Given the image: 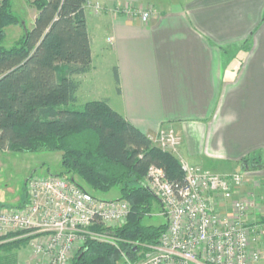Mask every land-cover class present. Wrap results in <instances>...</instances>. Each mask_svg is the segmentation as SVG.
<instances>
[{"label":"crops","instance_id":"0c3cea01","mask_svg":"<svg viewBox=\"0 0 264 264\" xmlns=\"http://www.w3.org/2000/svg\"><path fill=\"white\" fill-rule=\"evenodd\" d=\"M127 9L152 14L143 24ZM84 11L92 64L74 77L76 102L106 101L153 145L172 129L179 162L215 174L247 169L264 184V0H87Z\"/></svg>","mask_w":264,"mask_h":264},{"label":"trees","instance_id":"16d2710c","mask_svg":"<svg viewBox=\"0 0 264 264\" xmlns=\"http://www.w3.org/2000/svg\"><path fill=\"white\" fill-rule=\"evenodd\" d=\"M27 1L37 12L30 30L12 11V0H0V151L61 153L58 176L93 197L117 189L131 207L125 224L113 232L119 249L89 241L72 264H116L120 252L133 258L134 245L138 251L140 245L156 244L166 228L143 224L156 202L144 185L147 171L157 167L167 180L182 185L180 163L106 101L67 109L76 103L79 83L74 77L91 70L87 0ZM18 24L24 28L20 41L5 48V29ZM114 78L117 83L115 70ZM250 166L255 169V162ZM19 234L0 237V248Z\"/></svg>","mask_w":264,"mask_h":264},{"label":"built area","instance_id":"2783aa9c","mask_svg":"<svg viewBox=\"0 0 264 264\" xmlns=\"http://www.w3.org/2000/svg\"><path fill=\"white\" fill-rule=\"evenodd\" d=\"M123 12L138 15L143 24L152 14L151 9ZM153 142L163 152L176 155L179 139L172 129L159 131ZM179 163L182 185L167 180L154 166L144 180L166 219L164 232L154 245H138V251L134 245L133 258L120 252L116 264H258L264 223H255L250 216L257 202L252 191L243 190L245 173L215 174ZM25 190L23 205H0V237L23 234L35 258L30 264H72L89 241L119 249L111 231L128 217L127 201L99 200L58 175H32Z\"/></svg>","mask_w":264,"mask_h":264},{"label":"rangeland","instance_id":"374dc122","mask_svg":"<svg viewBox=\"0 0 264 264\" xmlns=\"http://www.w3.org/2000/svg\"><path fill=\"white\" fill-rule=\"evenodd\" d=\"M30 5V2L27 0H12V11L18 16L19 22L20 20H23L26 26L27 22L32 16V7ZM23 31L24 28L20 24L7 27L5 29V40L3 42V46L8 49L15 46V44L20 41L23 35ZM94 64L97 68V72L95 74H97V76L99 75L100 77H105L107 72V62L104 59L99 60L98 58H96ZM81 78L85 79L84 77ZM77 80H79V78H77ZM90 80L91 78L87 77V80L85 79L84 83H88ZM84 101L85 100L80 97L76 103L69 104L67 106V109L80 110L85 105ZM25 154L27 155H25L24 157H20V153L18 152L0 151V205L6 207L18 206V200L20 199V197L25 198V180H27L29 175L46 177L48 175H57L60 172L59 168L61 153L43 152ZM250 165L251 164L248 165V170L252 169V166ZM31 167L35 168H32L31 171H28V168ZM246 170L244 169L243 171L235 172L245 173L243 190L252 191L254 193L257 202L256 210L258 212L256 210L255 211L259 215L261 214L260 216H253L254 218L252 220L256 223L258 219L264 218V200L261 196L264 193V189H262L264 188V184H262L260 180H256V178H254L252 174L247 173ZM83 187L86 189L85 186ZM87 191L90 192L89 190ZM92 194L95 196V198L103 201L115 200L119 196V192L117 189H113L105 194ZM260 204H262V206H260ZM253 212L250 214V216H252ZM252 220L250 222H253ZM126 221L127 218L123 223L117 225L118 228L114 229L111 232L113 233L117 229L122 228ZM165 223L166 219L162 214L159 203L156 201L150 214L144 218L143 224L146 226L158 227ZM16 233L18 234L20 232L9 233L8 235ZM4 242H7V244L10 243V245L0 248V264H30L35 259L31 254L28 240L23 237V234L20 233L16 237H12ZM76 253H74V255ZM261 253L262 258L258 264H264V248H262ZM40 261L42 263H45L43 260Z\"/></svg>","mask_w":264,"mask_h":264}]
</instances>
